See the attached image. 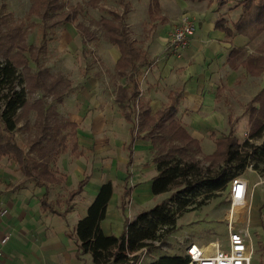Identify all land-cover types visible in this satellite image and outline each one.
Instances as JSON below:
<instances>
[{"label":"crops","instance_id":"obj_1","mask_svg":"<svg viewBox=\"0 0 264 264\" xmlns=\"http://www.w3.org/2000/svg\"><path fill=\"white\" fill-rule=\"evenodd\" d=\"M130 5L126 28L146 62L132 74L138 92L134 103L154 114L168 105L174 93H179L175 114L189 133L201 141L204 132L219 129L224 123L217 103L225 90L223 83L228 85L234 79L235 69L229 66L230 50L246 47V37L239 33L228 37L218 29L216 23L224 17L219 16L224 4L219 7L214 0H134ZM112 9L121 12L123 5L121 10ZM182 13L193 19L194 34L181 57H175L165 44L174 20ZM63 36L62 50L80 54L75 64L77 78L66 76L67 71H57L70 80L63 99L51 102V96L33 98L41 92L37 89L28 101L43 99L44 108L55 109L60 119L75 124L74 133L68 137L66 148L48 163L55 180L46 181L47 186L37 185L26 176L13 157L0 154V202L8 213L0 218V238L9 234L6 243H0V264H94L90 253L78 251L75 224L106 181L112 184V196L100 221L105 234H121L126 220L148 208L139 206L143 196H150L157 168L152 161L151 140L142 136L143 130H131V123L115 100L119 88L127 91L131 85L127 75L117 74L120 49L103 36L96 46V37L92 42L101 57L99 62V56L93 55L80 31L68 28ZM83 47L91 52L84 54ZM82 59L88 61L83 65ZM28 115V122H33L37 113L32 110ZM22 124V120L17 123L26 131ZM13 136L16 138V132ZM17 143L26 156L32 155L26 153L25 144ZM251 173L257 175L253 170ZM246 174L240 175L248 181L252 204L249 228L254 235L264 227V178L257 175V180L250 183ZM82 181L84 185L68 202L67 194ZM158 194L160 198L154 204L165 197V192ZM44 198L48 203L43 206ZM135 203L139 205L129 210ZM57 204L63 207L60 209ZM114 227L117 233L113 232ZM255 244L252 239L253 247ZM252 261L253 255L251 264ZM257 264H264V250Z\"/></svg>","mask_w":264,"mask_h":264},{"label":"trees","instance_id":"obj_2","mask_svg":"<svg viewBox=\"0 0 264 264\" xmlns=\"http://www.w3.org/2000/svg\"><path fill=\"white\" fill-rule=\"evenodd\" d=\"M100 1L87 2L90 6L99 7ZM114 1L123 5L122 11L99 7L103 13L93 19L92 24L97 26L107 42L120 49L121 56L116 62L117 74L127 75L131 85L127 91L119 88L115 92V100L122 108L124 118L131 123V130H143L142 136L151 140V156L157 173L152 179L150 191L154 195L163 192L170 194L126 220L121 234H105L100 221L112 196V184L110 181L102 183L87 206L85 215L75 224L78 251L90 253L94 264H133L136 256H128L130 252L144 246L147 248L153 241H162L165 235L173 231L176 219L187 207L196 209L218 196L228 189L230 180L240 175L247 166L264 176V86L246 105L248 136L240 142L234 131L235 123L230 122L227 133L217 132V135L215 130L210 132L211 137L215 136L214 149L211 153L203 154L200 141L189 133L175 114L179 93H174L168 105L154 114L140 103H134L138 92L132 74L146 62L126 28L128 5L124 0ZM238 1L241 12L237 20L227 24L223 17L216 25L228 37L240 32L248 38L252 52L246 54L242 48H231L230 57L238 56V66L241 65L250 76L259 75L264 70V0ZM215 2L222 6L226 0ZM65 6V0H33L28 16L35 13L43 22L50 18L47 26H55L59 22H75L80 10L84 11L79 4ZM3 16L0 17V154L13 157L26 176L33 178L37 185L47 186L46 181L55 180L48 163L66 148L75 124L60 119L55 109L44 108L41 98L51 96L53 101L59 102L70 88V80L62 73H50L48 67L41 65V58L46 54V39L43 38L35 46L27 44L26 28L21 24L9 25L7 15ZM76 28L85 42L96 39L95 32L83 22H78ZM83 50L84 54L91 52L86 47ZM240 51L242 56L239 55ZM140 55L142 60L139 59ZM31 64L36 67L35 71L31 69ZM37 89L42 91V97L29 102V95ZM32 110L36 111L37 116L31 124L32 133L26 150L32 155L26 156L13 133L21 130L17 125L21 120L27 130L31 129L28 114ZM257 139L262 141L255 144L253 141ZM84 182L70 190L68 202ZM47 203L46 198L42 199L43 206ZM48 209L53 211L50 207ZM185 263L186 258L174 254L159 256L146 264Z\"/></svg>","mask_w":264,"mask_h":264},{"label":"rangeland","instance_id":"obj_3","mask_svg":"<svg viewBox=\"0 0 264 264\" xmlns=\"http://www.w3.org/2000/svg\"><path fill=\"white\" fill-rule=\"evenodd\" d=\"M32 1L33 0H0V17L6 14V20L8 21L9 25H23L26 28L25 38L27 44L35 46L43 38L46 39L47 44L49 42L48 53L41 58V65L48 67L50 73L53 74L57 73V71H67V73L65 72L66 76L68 75L73 79L77 78L76 74L78 73V68L75 64L79 62L80 54L79 56L78 54L71 55L73 52L66 51L67 49L62 50L65 48V43H63V35L65 30L69 28L76 31L78 30L76 28V24L78 22H83L86 26L90 27L91 31L95 32L94 34L96 35L97 39H99L95 43V45L97 46V44L100 43V40H103L100 31H98L97 29V26H95V24H92V20L97 19L101 15V13H103L99 7H110L118 10H121L122 8V4L114 0H102L97 5L99 7L88 5V0H65L66 8L69 5L75 6L79 4L81 7H84V11L82 12L79 9L80 13L76 16L74 20L75 22L64 21L59 22L55 26H47L50 23V18L43 22L41 17L35 13L28 16V12L30 10L29 7ZM133 1L134 0H124V2L129 6H131L130 4ZM238 2V0H226V4L223 3L224 6L222 5L223 9L219 12V16H224L227 24H230L237 20L238 14L241 12V4H239ZM215 4H217V2H215ZM218 6L220 7L221 5ZM54 18L56 19V17ZM238 33L242 34L240 32H235V34ZM247 42L248 38L246 37V43H244L246 44V47H243L241 49L245 50L246 54L252 52L251 45ZM95 45H93V42H89L87 44L93 55L95 54L99 56V62H101V57L97 52ZM107 55L109 58L110 54L108 53ZM239 55H243L242 51H240ZM237 57L238 56L235 55L230 57L231 60L229 66L230 68L235 69V71L232 72V74H234V79L233 81H230V83H227L228 85L223 83V89L225 90L222 91V95L218 98L217 103L219 105L218 111L224 118V123L221 128H214L213 130L216 131L217 135H219V133L217 132L227 133L229 123H235L234 131L236 137L240 142H242V140L249 134L248 112L246 111V105L248 103V100L253 97L255 93L262 88V86H264V75L259 74L250 76L248 73H246L245 69L241 67V65L240 67L238 66L240 58L238 59ZM87 61L88 59H82L83 65ZM97 62H95V64H97ZM97 65L100 66L99 64ZM235 65L236 67H233ZM31 69L33 71L36 70L33 64H31ZM91 71L92 70H88V72ZM109 76L110 73L107 74L106 77ZM37 96H42V91H39L37 94L35 93L32 97L37 98ZM52 101L53 100H51V102ZM31 124L32 122H29V125ZM30 127L31 129L26 131H22L20 129L16 130V140L22 146L25 144V148H27L26 146L28 145L29 135H31L32 133L33 126L31 125ZM214 137V135L213 137L210 136V131H206L202 136H200L202 141L201 145L203 154L212 152L214 148ZM208 140H210V142H208ZM261 141L262 139H257V141L253 142L257 144ZM203 154L200 155V158H202ZM247 167H250L252 169L251 166ZM252 170L249 171L246 170V168L243 170L244 173H248L246 175L249 178L250 183L257 180V175H259L256 171L255 173L257 175L251 173ZM243 172L241 174H243ZM260 176L264 178V176ZM262 186H264V184H262ZM142 194L144 195L145 192H142ZM169 194L170 192H165V197L163 199L167 198ZM159 196V194L153 195L151 193L150 196H143L141 198V206H139V208L143 209L144 206H153V201H157L160 198ZM56 198L61 200L60 195H56ZM228 198V190L226 189L221 191L215 198L205 201L203 204H201L200 207H197L196 209H190V207H187L186 210H184V212L181 214V216L176 219L177 223L173 231L170 234L165 235L162 241H153L152 245L146 248L148 253L145 255V258L140 262V264H146L154 257L156 259L162 255H182L184 253L183 248L188 243V241H193L201 245L202 243H206L210 240L225 238L227 236V223L224 220V215H226L229 208ZM137 205L139 204L135 203L133 204V206L130 207L129 205H127V207L129 206V210H131L132 208L135 209ZM57 206L60 209L63 207L62 204H57ZM255 228L260 229V227L258 226ZM117 231L118 229L114 227L113 232L117 233ZM249 233H251L250 228ZM251 237L256 242V244L254 245L256 249L253 247L255 251L253 253L252 262L253 264H257L263 256L264 227L263 230L260 229V231H257V233H255L254 235L253 233H251ZM2 248L3 245L1 246L0 250H2Z\"/></svg>","mask_w":264,"mask_h":264},{"label":"built area","instance_id":"obj_4","mask_svg":"<svg viewBox=\"0 0 264 264\" xmlns=\"http://www.w3.org/2000/svg\"><path fill=\"white\" fill-rule=\"evenodd\" d=\"M169 33L165 47L171 55L181 57L194 34L193 19L187 13L180 14L178 19L174 20ZM228 190L229 208L224 216L227 236L201 245L188 241L182 254L186 258L185 264H251L254 248L249 233V210L252 204L247 179L242 175L233 177ZM7 214V207L0 202V218ZM8 237V233L4 234L0 243H6ZM147 253L144 246L130 252L128 256H136L133 264H140Z\"/></svg>","mask_w":264,"mask_h":264}]
</instances>
